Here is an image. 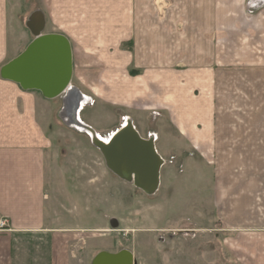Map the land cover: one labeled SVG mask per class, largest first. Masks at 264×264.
<instances>
[{
    "label": "crops",
    "instance_id": "obj_1",
    "mask_svg": "<svg viewBox=\"0 0 264 264\" xmlns=\"http://www.w3.org/2000/svg\"><path fill=\"white\" fill-rule=\"evenodd\" d=\"M41 1L44 10L31 0H0V69L35 30L62 33L79 45V56L72 49V77L77 69L79 76L106 70L126 77L133 67L137 78L117 91L110 81L109 92L125 94L120 99L155 93L156 105L171 102L180 133L201 148L209 167L215 214L207 229L222 238L235 264H264V64L221 63L214 48L228 26L217 17V1ZM263 12L264 0H245L244 16L259 23ZM103 62L106 69L98 68ZM179 63L190 70L167 84L165 72L175 76ZM65 96L46 98L0 76V218L7 220L0 264H82L83 232L118 222L85 227L63 213L64 201L78 195L51 161L53 141L71 126L63 115ZM102 250L113 252H96Z\"/></svg>",
    "mask_w": 264,
    "mask_h": 264
},
{
    "label": "rangeland",
    "instance_id": "obj_2",
    "mask_svg": "<svg viewBox=\"0 0 264 264\" xmlns=\"http://www.w3.org/2000/svg\"><path fill=\"white\" fill-rule=\"evenodd\" d=\"M216 1L217 17L228 26V30L222 31L223 44L214 48V52L222 54L221 63H238L249 68L254 60L264 64V12L257 23L244 16L245 0ZM31 5L43 9L41 0H31ZM243 20L250 22L249 25L241 26ZM219 32L214 29L217 36ZM72 49L75 56H79V45L74 42ZM106 67V62L98 66ZM131 68L126 77H110L105 75L106 70L100 71L98 76H79L77 69L71 83L87 93L88 102L81 117L101 136L119 128L127 117L143 137L150 133L155 135L156 148L164 164L159 189L154 194H147L113 173L87 132L66 124L68 127H61L59 131V140L53 141V167L61 169L60 173L68 182L67 190L78 193L75 198L64 201L63 213L69 223L79 219V225L88 227L90 223L108 225L113 218L118 221L114 227L83 232L82 264H91L96 251L103 247L113 252L122 248L131 250L136 264H235L222 238L207 229L214 225L215 214L209 167L201 148L196 147L187 134L180 133L175 124L178 110L171 102L156 105L155 93L147 98L138 95L120 99L125 94L116 92L115 98L114 93L109 92L111 82L110 90L117 91L123 89L124 80L130 84L131 77L137 78L138 71ZM175 69V76L165 72L167 84L178 79V73L189 71L190 66L185 63ZM61 150L65 151V156ZM73 186L74 189L79 187V192Z\"/></svg>",
    "mask_w": 264,
    "mask_h": 264
},
{
    "label": "water",
    "instance_id": "obj_3",
    "mask_svg": "<svg viewBox=\"0 0 264 264\" xmlns=\"http://www.w3.org/2000/svg\"><path fill=\"white\" fill-rule=\"evenodd\" d=\"M72 75L73 52L67 36L37 30L27 47L0 69L2 78L16 82L24 90L40 91L46 98L65 93ZM92 142L118 177L147 194L159 189L164 159L154 139L143 137L135 126L124 124L111 134L108 142L93 139ZM91 264H136V260L131 250L122 248L117 252H98Z\"/></svg>",
    "mask_w": 264,
    "mask_h": 264
},
{
    "label": "bare ground",
    "instance_id": "obj_4",
    "mask_svg": "<svg viewBox=\"0 0 264 264\" xmlns=\"http://www.w3.org/2000/svg\"><path fill=\"white\" fill-rule=\"evenodd\" d=\"M65 95V111L63 114L68 123L71 126L80 129L82 132L89 133L94 141L102 140L105 143L108 142L111 134L115 130L108 135L101 136V134H98L92 126L83 122L80 117V110L82 109L84 104L88 102L87 96H85L76 86H73L71 83L68 85L65 91ZM124 124L125 126H135L134 123L131 124V118L129 117L126 118L123 125ZM151 138L154 139L155 142V135L153 133H151Z\"/></svg>",
    "mask_w": 264,
    "mask_h": 264
},
{
    "label": "built area",
    "instance_id": "obj_5",
    "mask_svg": "<svg viewBox=\"0 0 264 264\" xmlns=\"http://www.w3.org/2000/svg\"><path fill=\"white\" fill-rule=\"evenodd\" d=\"M126 120V118H125ZM7 220L5 218H0V228H3L6 226Z\"/></svg>",
    "mask_w": 264,
    "mask_h": 264
}]
</instances>
